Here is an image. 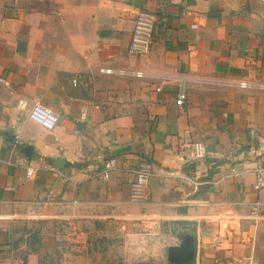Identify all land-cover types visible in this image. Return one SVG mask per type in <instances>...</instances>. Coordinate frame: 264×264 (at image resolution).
<instances>
[{"label":"crops","instance_id":"0c3cea01","mask_svg":"<svg viewBox=\"0 0 264 264\" xmlns=\"http://www.w3.org/2000/svg\"><path fill=\"white\" fill-rule=\"evenodd\" d=\"M140 11L157 20L149 53L137 57L129 45ZM22 98L51 107L55 128L32 121ZM194 141L207 157L189 169ZM142 158L154 164L143 203L131 197ZM256 161L264 0H0V264H64L58 236L35 220L74 215L173 224L164 235L175 247L190 239L187 253L173 255L193 264H264Z\"/></svg>","mask_w":264,"mask_h":264},{"label":"rangeland","instance_id":"374dc122","mask_svg":"<svg viewBox=\"0 0 264 264\" xmlns=\"http://www.w3.org/2000/svg\"><path fill=\"white\" fill-rule=\"evenodd\" d=\"M35 222L37 230L56 233L55 258L64 264H193L190 257H174L184 242L175 247L164 235L176 233L175 226L163 229L156 218L74 215Z\"/></svg>","mask_w":264,"mask_h":264},{"label":"built area","instance_id":"2783aa9c","mask_svg":"<svg viewBox=\"0 0 264 264\" xmlns=\"http://www.w3.org/2000/svg\"><path fill=\"white\" fill-rule=\"evenodd\" d=\"M156 14L150 11H140L135 20L134 29L129 45V54L132 56H142L149 53L153 43V32L156 23ZM104 72L117 73L120 75L131 74L136 77H143L145 74L141 71L128 70H112L104 69ZM77 84V80H73ZM159 89V88H157ZM188 92L184 78H179L177 82L176 106L182 109L187 101ZM18 107L28 111L29 118L47 130L55 128L59 121L58 114L49 106L35 101L32 104L28 100L22 98L18 101ZM207 157L206 147L200 141L192 142L183 158L185 167L192 169L199 161ZM115 158L104 161L100 169V176L107 177L112 170ZM235 166L231 167V171H235ZM255 174L254 188L258 191H264V162L256 161L253 165ZM154 164L148 158H142L134 170V180L132 182L131 197L134 202H148L151 200L148 189L150 178L153 176ZM257 202L255 205H259ZM255 216V214L253 215Z\"/></svg>","mask_w":264,"mask_h":264},{"label":"water","instance_id":"95a60500","mask_svg":"<svg viewBox=\"0 0 264 264\" xmlns=\"http://www.w3.org/2000/svg\"><path fill=\"white\" fill-rule=\"evenodd\" d=\"M187 239V238H186ZM183 247V248H182ZM181 249L180 250H185V252H188L189 251V248H190V239L188 238V240H186L184 242V245H182ZM181 251V252H182ZM184 252V251H183ZM187 256V255H186Z\"/></svg>","mask_w":264,"mask_h":264}]
</instances>
